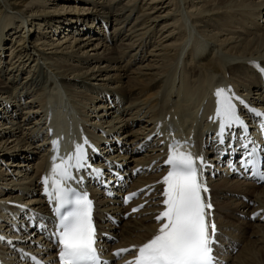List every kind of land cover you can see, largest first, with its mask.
Here are the masks:
<instances>
[{
	"label": "bare ground",
	"instance_id": "1",
	"mask_svg": "<svg viewBox=\"0 0 264 264\" xmlns=\"http://www.w3.org/2000/svg\"><path fill=\"white\" fill-rule=\"evenodd\" d=\"M55 12L91 15L75 19ZM262 15L264 0H0V21L6 19L0 25V264H27L24 253L52 258L40 235L26 233L25 217L50 219L41 176L52 164L48 126L60 123V131L77 132L93 145L88 165L102 170L97 185L113 196L91 187L103 253L142 245L157 232L166 171L157 159L166 154L162 142L177 140L187 141L183 150L192 154L201 150L209 165L203 195L212 204L208 220L217 228L220 261L264 264V184L230 172L229 158L244 177L236 166L237 144L203 141L216 108L214 93L223 88L239 98L233 102L250 138L264 145L253 135L261 124L255 112L264 113ZM132 64L135 72L126 73ZM244 109H255V116ZM115 174L132 179V187L154 190L127 219L129 208L118 206L126 182ZM107 215L118 221L115 226Z\"/></svg>",
	"mask_w": 264,
	"mask_h": 264
},
{
	"label": "snow or ice",
	"instance_id": "2",
	"mask_svg": "<svg viewBox=\"0 0 264 264\" xmlns=\"http://www.w3.org/2000/svg\"><path fill=\"white\" fill-rule=\"evenodd\" d=\"M216 97L215 116L210 117L218 122L216 136L218 142L226 147L233 128L248 133L245 121L237 111L231 89L219 88ZM244 104L243 100H239ZM255 112V109H250ZM264 125V113L255 112ZM51 131V130H50ZM264 133V127L261 128ZM241 146L246 157L241 159V166L251 168L264 176V170L257 169V156H264V145L245 134ZM83 143H77L74 151L66 157L59 156V139L52 141L54 155L50 173L42 178L45 195L49 202H55L54 211L58 217L55 236L59 245L58 259L60 264H109L102 261V250L97 247L96 229L93 221V202L86 192H79L71 184L78 179L75 176L88 167V157ZM185 145L179 142L169 145L165 163L169 171L160 181L164 185L162 192L163 210L155 217L160 227L151 239L142 245L119 249L113 255L135 250L132 260L126 264H218L214 254L217 228L214 222L209 223L208 216L212 204L206 202L203 194L208 187L203 180V171L209 166L203 156H194L191 151H184ZM59 160V163L56 161ZM97 174L101 170H95ZM127 202V200L125 201ZM142 207V205H141ZM138 211V209H133ZM255 215L254 214V218ZM3 237L0 236V240ZM35 264L40 261L32 258Z\"/></svg>",
	"mask_w": 264,
	"mask_h": 264
},
{
	"label": "rangeland",
	"instance_id": "3",
	"mask_svg": "<svg viewBox=\"0 0 264 264\" xmlns=\"http://www.w3.org/2000/svg\"><path fill=\"white\" fill-rule=\"evenodd\" d=\"M48 7H50L49 9H51L52 7H56V5H52V6H48ZM53 9V8H52ZM51 9V10H52ZM116 8H114V9H112V10H115ZM53 10H56V9H53ZM137 13L139 14V10L138 11H136V15H137ZM53 16H59V17H64V16H66V18H75V19H79V18H83V17H87V16H89V15H91V14H89V13H85V12H83V13H75V14H59L58 15V13L57 12H55V13H51ZM48 17L49 16H51L50 14H48L47 15ZM262 16H264V15H262ZM51 18V17H50ZM263 18V17H262ZM74 19V20H75ZM6 19L4 18V17H2V19H1V21H0V25H1V23L3 22V21H5ZM111 31V29L109 28V27H106V30H105V33L107 34V33H109ZM83 32H81L80 33V35L81 36H83L84 34H82ZM108 45H110V43L108 44ZM148 56V55H147ZM149 57V56H148ZM135 68H136V65H131L130 66V68H129V71H127L126 73H128V74H131V73H133V72H135ZM102 71H104V72H107V70H106V68L104 69V70H102ZM101 78H103V77H101ZM114 79V78H113ZM112 79V80H113ZM120 81V80H119ZM122 81V83H125V79H122L121 80ZM106 81H103V83H105ZM144 95V94H143ZM148 94H146L144 97H146ZM143 97V98H144ZM248 103H250L249 101H248ZM136 154H140V152H137ZM128 158H131V157H129L128 156ZM34 164H35V161H34ZM131 164V163H130ZM130 166V165H129ZM222 167V165H219V168H221ZM130 177H131V175H130ZM27 198H29V196H26L25 195V197H24V200H26ZM8 206V205H7ZM115 226V225H114ZM19 231H21V232H19V233H23V231L24 230H20L19 229ZM31 229H27L26 230V233H28V232H30L31 233ZM33 232V231H32ZM2 233V232H1ZM107 233H109V232H107ZM33 239H35L36 240V236H33ZM37 241V240H36ZM113 241H114V239H113ZM235 253V254H234ZM237 254H236V252L234 251L233 252V256H236ZM234 260H231L230 261V263H228V264H233L234 262H233Z\"/></svg>",
	"mask_w": 264,
	"mask_h": 264
}]
</instances>
